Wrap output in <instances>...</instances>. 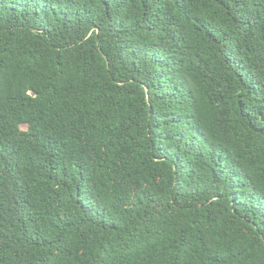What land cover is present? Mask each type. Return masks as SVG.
I'll return each instance as SVG.
<instances>
[{
    "label": "trees",
    "instance_id": "trees-1",
    "mask_svg": "<svg viewBox=\"0 0 264 264\" xmlns=\"http://www.w3.org/2000/svg\"><path fill=\"white\" fill-rule=\"evenodd\" d=\"M0 264H264V0H0Z\"/></svg>",
    "mask_w": 264,
    "mask_h": 264
},
{
    "label": "rangeland",
    "instance_id": "rangeland-1",
    "mask_svg": "<svg viewBox=\"0 0 264 264\" xmlns=\"http://www.w3.org/2000/svg\"><path fill=\"white\" fill-rule=\"evenodd\" d=\"M22 127H23V128H27V125L24 124V125H22Z\"/></svg>",
    "mask_w": 264,
    "mask_h": 264
}]
</instances>
